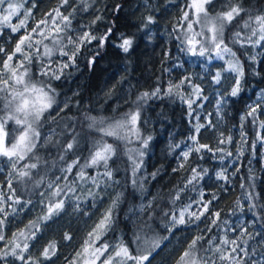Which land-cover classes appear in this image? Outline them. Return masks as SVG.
Masks as SVG:
<instances>
[{
  "label": "snow or ice",
  "instance_id": "obj_1",
  "mask_svg": "<svg viewBox=\"0 0 264 264\" xmlns=\"http://www.w3.org/2000/svg\"><path fill=\"white\" fill-rule=\"evenodd\" d=\"M98 3L99 0H57L55 7L36 19L34 11L38 0H0V163L7 164L5 182L0 183V264H55L61 243L72 242L73 233L66 230L60 241L55 237L42 245L41 241L62 214H69V208L72 213L83 212L88 216L89 212L81 205L91 200V207L96 209L106 190L121 183L114 178L115 170L109 163L117 156L121 145L122 154L129 162L131 186L141 193L140 205L130 211L146 214L147 221H151L159 209L169 235L182 227L196 225L199 229V223L205 222V229L190 238L175 264H264V205L256 202L254 185L241 183L240 187L245 191L243 198L248 201V211L261 222L262 228L257 233L249 232L246 225L231 226L227 219H221L222 210L214 207L219 196L215 192L206 194L200 186L205 177L210 176L209 169L193 163L208 158L218 159L223 164L226 157L233 156L225 147L233 143V135L230 132L225 136L218 131V124L224 120L230 101L244 92L246 77L260 78L264 73V6L246 0H184L169 36L176 39L180 53L200 59L204 74L180 73L175 80L169 78L166 87L161 86L158 77L157 85L150 91L139 92L135 99L129 93L125 103L131 106L119 117L84 112L87 130L98 133L97 137L85 141L82 132L77 131V118L62 115L69 108L71 98L61 104L54 81L71 75L68 70L78 69L81 58L86 60L89 70L93 69L97 58L109 46L127 57L137 40L135 35L118 31L115 23L97 30L96 26L106 20L103 15L106 9L97 7ZM144 8L147 15L142 16L137 30L150 42L151 26L157 24V17L152 13L151 0H144ZM90 11L95 15L88 23H74L78 16ZM120 11L121 5L117 4L113 12ZM6 35L8 39L4 41ZM164 57L167 60L170 54L165 52ZM206 65H212L215 71ZM172 67L178 69L184 65L177 62ZM163 71L170 74L172 68ZM124 79L121 77L117 85ZM198 80L207 82L216 92L214 113L209 112L204 122L196 110L204 108L209 96L205 94V84ZM117 85L105 96L111 98ZM254 95L255 100L247 103L246 110L239 116L237 159L244 154L245 145L250 146L253 156L257 145L264 148V89ZM164 97L178 98L187 106L188 116L195 119L186 141L169 145L170 154L179 149L177 166L172 172L187 173L169 189V209L157 203L163 199L162 194L144 199L148 176L140 174L146 150L153 140L151 134L145 135L141 130L144 105L149 100ZM249 123L254 133L251 141L247 132ZM46 125L50 127L44 132ZM202 130L215 134V146L201 142ZM109 137L118 143L109 142ZM85 143L88 144L87 155L82 154ZM49 147L56 149V156L50 161L41 154V149ZM260 157L264 160V152ZM49 163L52 168H59L60 175L54 179L47 178L49 168L43 167ZM3 171L5 169L0 168V172ZM158 174L159 169L152 172L151 179L155 180ZM231 175L235 176L236 172ZM215 179L222 182L218 187L227 191L231 184L227 169L216 171ZM37 190L40 199L34 200ZM187 192L198 195L177 207V202ZM123 196V191L111 196L71 259L65 257L66 264H152L154 253L168 236L147 237L143 231L151 227L147 221L133 233L134 250L122 237L115 241L105 239L115 231L117 209ZM235 203L243 212L241 198ZM26 213L34 215L8 235L9 225ZM237 227L239 233L229 237L228 233L235 232ZM213 229L222 234L206 236L205 233H212Z\"/></svg>",
  "mask_w": 264,
  "mask_h": 264
},
{
  "label": "trees",
  "instance_id": "obj_2",
  "mask_svg": "<svg viewBox=\"0 0 264 264\" xmlns=\"http://www.w3.org/2000/svg\"><path fill=\"white\" fill-rule=\"evenodd\" d=\"M57 0H38V7L34 11L36 19H40L42 14L56 6ZM254 5L264 6V0H246ZM152 13L157 17V24L151 26V41L139 32L138 26L141 24L142 16L147 15L144 8V0H99L97 7H103L106 10L103 12L106 20L99 23L96 27L97 30H103L108 25L115 23L118 31H123L126 35H135L137 40L130 55L125 57V54L118 49L109 46L97 58V63L94 68L89 70L86 60L83 58L78 60V69H69L72 74L62 78L61 81H54L58 86L57 90L60 93L59 97L71 98V103L65 113L62 115L76 117L77 131H81L85 141L98 136L96 132H89L86 128V121H83L82 114L87 112L93 116H115L128 110L131 106L130 103H125L129 98L135 99V96L141 91H150L157 85V78L160 79V84L166 87L169 78L175 80L179 77L180 73L188 74H204V66L201 63L191 65L184 58L178 57L180 53L176 47L177 41L174 37L169 36V31H172V25L180 16V9L184 5V0H174L170 3L169 0H151ZM121 5V11L116 14L113 12L115 6ZM31 6L30 4L28 5ZM95 15L94 11L89 13H82L77 17L74 23L81 22L88 23ZM33 22L30 21V26ZM7 31V30H6ZM8 36H4L3 40L6 41ZM168 52L170 58L165 60L164 53ZM182 63L183 68H173L174 63ZM212 68V65H206ZM164 68H172L171 73L164 72ZM214 72L215 69L212 68ZM125 77L123 83L117 85V81ZM247 84L241 97L235 98L225 108L224 120L218 124V131L223 132L225 136L233 135V143L225 145L232 153V157H226L223 164L220 161L208 159L195 160L194 164H199L201 167H207L210 172L209 177H205L201 182V187L204 188L206 194L212 192L217 193L219 196L218 201L214 202V207L217 210H222L221 219H227L231 226H238L240 224L248 226V231L257 233L261 230L262 225L250 211L247 209L248 201L244 199L245 191L241 189V183L254 185V194L257 197L256 202L259 205H264V160H261L260 154L264 152V148L257 145L255 156L252 154V149L249 145L244 146V154L238 159L236 158L237 143L239 142V116L246 110L245 105L255 100V92L264 89V73L260 78L255 76H247ZM210 80V78H209ZM205 84V94L209 96V101L204 102L203 109H197L201 113V122H204V117L209 113H214V104L216 92L208 87L205 81H197ZM113 85H117L113 90L111 98L105 96V93L112 89ZM74 93H79L74 95ZM78 105V106H77ZM195 108V105L193 106ZM113 109H116L114 112ZM187 106L178 98L164 97L162 99H152L147 101L144 105L142 112V132L143 134H151L153 140L150 142L149 148L146 150L144 157V167L141 175H147L148 181L146 182L147 191L144 193V199H151L153 196L163 195L162 200H158L161 208L169 209L171 205L167 203V194L180 179L181 175H186L184 172L173 173L172 169L177 166L176 152L170 154L169 145L173 143H180L182 140L186 141L187 137L193 131L192 124L195 123L194 118H190L187 114ZM195 116V113L193 114ZM264 118V117H262ZM213 122L216 123L215 115L212 116ZM72 123V121H69ZM50 125H46L43 131H48ZM247 132L249 140L253 137L254 133L252 126L247 125ZM109 142L118 143L108 138ZM202 143H208L211 146L216 145V136L213 132L202 130L200 136ZM88 144L82 146V154L87 155ZM123 146L121 145L117 156L113 157L110 161V166L113 167L114 178L119 180V185H113L107 191L110 196L115 195L116 192L123 191L124 196L120 207L117 209V221L115 231L110 232L105 239L115 241L117 237H122L133 250L135 245L132 243L134 236L133 233L143 228L144 221H147V215H137L136 212L130 209L138 208L141 203V193L134 191L131 186V175L128 170V160L123 154ZM41 154L45 156L46 160H51L56 156V149L49 147L48 149H41ZM210 155V154H209ZM2 164L5 171L0 172V183L5 182L7 176V166ZM48 179H54L60 175L59 168H52L49 163ZM221 168H226L231 180V184L227 186V191L218 187L221 181L215 179V172ZM239 169L237 172L236 169ZM159 169V174L155 180L151 179V173ZM51 172V173H50ZM92 173L93 170L89 169ZM236 172L235 176L231 174ZM252 176L254 179L249 180ZM38 193V192H37ZM197 192H187L183 195L181 201L177 202V207L182 206L188 202L189 197L196 198ZM34 199H38L36 194ZM206 198H210L207 196ZM237 198H241V205L244 211L241 212L236 205ZM108 197L98 203L97 208L91 207V200H88L86 205H81L82 209L89 212L88 216L81 213H72L69 208V214L63 215L57 224L51 225L46 233L41 245L47 239L55 237L58 241L62 240L64 231H71L73 233V241L70 243H61L60 252L55 258V264H66L65 257L71 259L75 250L83 243L87 232L90 230L93 222L99 216L103 207L107 205ZM259 211V209H258ZM230 212H235V215H229ZM34 213H26L21 216V219L10 224L8 235L15 230L17 226L22 227L23 223H27L28 219L32 218ZM163 213L158 209L157 213L153 215L151 221H147L151 225L150 228H143V231L152 236H168L164 240L161 247L154 253L155 259L152 264H175L176 259L186 248L190 238L198 234L200 229H205V222L199 223V229L196 225L188 228H180L174 230L172 235H169L165 226ZM22 221V222H21ZM239 227L235 232H229V237H234L239 233ZM206 236L220 235L218 229H213L212 233H205ZM259 239V237H257ZM255 244V241H250Z\"/></svg>",
  "mask_w": 264,
  "mask_h": 264
},
{
  "label": "rangeland",
  "instance_id": "obj_3",
  "mask_svg": "<svg viewBox=\"0 0 264 264\" xmlns=\"http://www.w3.org/2000/svg\"><path fill=\"white\" fill-rule=\"evenodd\" d=\"M16 21H15V19L13 20V23H15ZM171 31H169V33H170ZM182 55H183V58L189 63V64H191V65H195V64H198V63H201V61H200V59L199 58H192V57H188V56H186V55H184L183 53H179L178 54V57H182ZM65 99H68V97H60V98H58V100L61 102V104L63 103V101L65 100ZM44 132H47V131H44ZM4 165H6L7 166V164H6V162H4L3 163ZM49 166V164H46V165H44L43 167H46V168H49L48 167ZM43 167H42V169L40 170L41 172H43ZM0 168H3V166H2V164H0ZM50 170V169H49ZM51 173V172H50ZM87 187H91V185H88ZM112 188V187H111ZM37 192H39V190H37ZM37 195H38V193H37ZM114 196V195H113ZM104 198L106 197H108V201H107V203L110 201V198H111V196L109 195V193H108V191L106 190V193L104 194V196H103ZM40 199V197H39V195H38V199L36 198V199H34V200H39ZM88 202V200H86L84 203H83V205H86V203ZM136 213H137V215H139V212L138 211H135ZM147 235V234H146ZM147 237H151L150 235H147ZM142 243H143V240L141 241Z\"/></svg>",
  "mask_w": 264,
  "mask_h": 264
}]
</instances>
